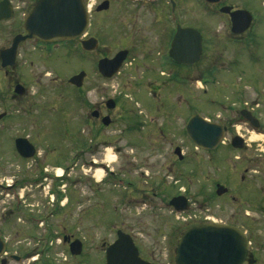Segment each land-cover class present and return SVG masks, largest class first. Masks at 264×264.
<instances>
[{
  "label": "rangeland",
  "instance_id": "rangeland-1",
  "mask_svg": "<svg viewBox=\"0 0 264 264\" xmlns=\"http://www.w3.org/2000/svg\"><path fill=\"white\" fill-rule=\"evenodd\" d=\"M189 2L187 3L190 4ZM242 2L244 3L243 0ZM188 4H182L179 8L186 12ZM248 7L255 14L256 26L251 37L245 39L247 51L236 52V55L230 50L221 56L219 63L216 62L211 67L210 59L215 52L212 47L201 63L189 71H183V74L193 73L192 78L196 76L202 78L203 75L209 77L204 78V81L196 79L189 80L186 85H176V96L169 97L168 100H165L163 95L152 94L149 84L144 83L143 78L148 80L147 78L159 72V67L155 63L147 66L140 63L137 69L134 68L135 65L132 69L128 67L111 81L98 76L96 69L98 60L105 58L102 57L104 54H110L112 51L114 53L121 47L123 14L114 16L111 39L108 37L110 29L104 23L99 33L100 37L97 36L98 29L92 28L87 32L88 37L93 35L100 38L99 47L97 40V50L93 52L83 49L77 43V54L56 55L46 60L49 66L43 61L42 56L34 55L35 64L30 73L34 105L32 134L35 139L54 138L50 141L42 139L37 141L40 154L61 147L63 163L65 166L71 165V168L65 171V180L60 183L64 198L61 200L62 210L60 209L59 213L48 215L49 218L44 224H36L34 228L21 221H11V218L2 225L7 232L5 235L10 245L9 251H18L22 257L26 251L32 252L34 256L31 258L54 264H74L75 256H72L67 246L61 244V235L64 232L82 237L87 252L99 255L96 246L105 239L114 238L116 232L122 230L136 238L135 242L142 247L147 256H155L157 264H175L174 250L177 249L179 239L186 228L213 220L234 223L237 217L238 222L249 228L250 237L255 241L260 240L259 238L264 240V236L261 234L258 236L249 226L251 220L242 213L243 208H235L232 203L218 207V202H206L204 198L213 189L217 176L221 182L238 188V184L228 176L230 173L235 175L240 168L246 167L244 162L243 167H240V163L235 159L234 154H238L237 150L225 147L226 145L213 152L198 149L194 147L185 131L188 118L194 114H201L212 122L225 124L228 118L238 115L237 109L243 102L258 101L263 108L264 0H252ZM109 15L112 16V12ZM111 40L118 47L113 49ZM140 56L141 52L138 51L137 59ZM209 68L211 70H208ZM55 71L60 80H53L56 76ZM80 71H85L87 75L83 86L76 90V139L73 122L74 88L68 84L67 79L71 74L75 72L78 74ZM45 73L53 75L46 76ZM11 81L10 76L3 74L0 77V113L5 109L9 113L11 111ZM115 97L125 99V104L118 105L115 111L117 124L105 129L101 135L111 140V144L107 146L114 148L118 160L109 164L106 171H101L103 173L99 177L97 174L99 169L96 171H91L90 167L82 169L84 166L81 158L79 159L78 149L87 143L95 146L90 126L84 124L90 116L88 114L98 103ZM134 109L145 113L140 117L142 119L140 128L136 127L131 134L125 131V126L127 122L130 124L132 118L134 119L130 113ZM3 121L9 122L10 118L6 117ZM8 124L5 125L8 129H4V134L1 133L3 129L0 130V135L11 136L12 130ZM1 125L0 122V127ZM92 126L95 127L94 124ZM240 131L244 132L243 128ZM253 134H248V142L255 141L256 145L261 143L264 146V135L257 136L259 135L257 133L255 135L261 139H256L253 138ZM226 137L230 139L231 136L226 134ZM175 147L182 149V154H185L183 160H178V156L174 154ZM90 155L98 162L106 154L104 152L102 156L98 152H86L84 157L88 159ZM240 155L244 157L246 154L244 152ZM8 157L5 160L0 159L4 168L11 163ZM56 160L58 161L57 158ZM20 168L11 166L10 170ZM4 170L0 172V178L11 180L13 176L7 172L8 169ZM152 190L157 193L154 197ZM185 190L189 197V206L184 212H176L168 202L172 195ZM23 194L26 200L21 206L24 207L23 212L11 213L10 210L17 206V197H14L15 194L12 192L1 191V214L9 218L25 217L30 211L35 215L44 214L49 210L57 211L51 204L54 202L55 206L58 196L52 194L49 189L24 191ZM29 203L35 205L29 206ZM239 210L241 213L236 215L235 212ZM251 214L258 218L260 227L264 226V209ZM16 231L20 234L17 235ZM32 234L36 236L33 238ZM46 247H49V250H46ZM16 264L34 263L22 260Z\"/></svg>",
  "mask_w": 264,
  "mask_h": 264
},
{
  "label": "flooded vegetation",
  "instance_id": "flooded-vegetation-1",
  "mask_svg": "<svg viewBox=\"0 0 264 264\" xmlns=\"http://www.w3.org/2000/svg\"><path fill=\"white\" fill-rule=\"evenodd\" d=\"M38 1L39 0H0V5L2 6V8H0V14L5 15L7 14L6 11L8 10H10L9 13L11 14L9 19L3 18L0 20V43H2L0 44V77L4 74V76H10L12 80L10 83L11 111L9 113L5 109L0 113L2 115V118L0 119V122L2 123L0 130L3 129V131L0 132L4 134V129H8V127H5L7 123L10 125L9 129L12 130L10 134L11 136L9 137L7 135H0V159L5 160L8 156H10L8 158L11 160V163L5 168L3 165L1 166L0 163V172L5 171L4 169H8L7 172L13 176L11 180H9V178H4L3 180L0 178V193L1 191H9L14 193V197H17V206L11 209L10 212L20 213L23 212L24 208L21 207L22 204L26 203L23 194L24 191H43L49 189L52 194H56L58 196V201L56 202L55 206L54 202L51 204V206L56 207L57 211L49 210L44 214L35 215L29 210V215L25 216L26 218L24 216L7 218L0 212V264H16L20 263L22 260H28L30 263L33 261L34 264H54L50 261L31 258L34 256V253L32 252L26 251L22 257L18 251H9L10 245L5 235L7 232L5 228H2V225L6 224V221L8 222V220L11 218V221H21L34 228L36 224H44V221L49 218L48 215H55L59 213L60 209L62 210L61 200L64 198V195L61 194L62 192L60 190V183H63L65 180V171L71 168V165L65 166V163H63L64 155L62 153L63 151L61 147L53 148L49 153L40 154L37 141L39 139L50 141L54 138L46 137L35 139L32 134L34 131V105L32 101L33 85L30 83L32 75H30V73H32L31 71L35 64V54L42 56L43 61H45L49 66V63L46 61L49 58H53L60 54H77V43L80 45V47H82L81 42L85 38H96L98 40L99 47L100 38L97 36H99L100 30L103 28V23L106 27H109L110 31H108V37L111 39V24L113 22L114 16H121L123 14L121 22L123 23L124 29L123 36H121V47L118 48L114 53H112V51V54L110 53L111 55L106 53L102 57L112 59L116 57L118 53L124 51L126 52L125 59L121 67H119V71L110 78H106L99 72V69H97L99 60L102 58L99 59L96 68L98 70V76L104 80L111 81L115 77L117 78V76L121 75L125 69H128V67L132 69V67L135 65L134 68L137 69L140 63L143 66L155 63L159 67V72H157L154 76L147 78L148 80L143 78L144 83L149 84V90L152 94H158V96L163 95L162 97H164L165 100H168L169 97L174 98L176 96V85H186L189 80L198 79L204 81V78L207 79V77H209L203 75L202 78H197V76L192 78L194 75L193 73L188 74V72H186L183 74V71H189L194 66L201 63L212 47L215 52H213L214 54L210 59L211 67L214 66L216 62L219 63L221 56L230 50H233L232 52H234V54H236V52L241 53V51H247L245 39L248 36L251 37L252 33L254 32L253 28L256 26L255 14L248 7L252 0H243L244 3L242 0H219L217 3L207 2L205 0H93V6L90 10L91 19L88 32L92 28L96 30L98 29L99 32L97 36L90 35L88 37V33L84 39L75 38L74 40L57 42H43L38 39H34L33 41H21L17 46L16 57L13 60V63L3 65V62H8V60L3 58L2 52L11 47L13 44L12 41L18 34H25L23 20H25V17L32 11ZM87 1L88 0H85V2ZM185 3L189 6L186 12L179 8V6L181 7L182 4ZM105 4L106 8L103 7ZM227 7L230 8L229 12L222 10L223 8L227 9ZM236 10H248L252 15L251 25L247 30H245L244 33L237 34L232 31L233 23L231 21L232 19L230 12H234ZM110 12H112V16L109 15ZM179 27L186 30L187 28L195 29L201 36L200 57L192 64L179 63L171 55L173 48L172 44ZM111 42L113 41L111 40ZM113 46V49L118 47L114 42ZM95 48L96 49L91 50L90 52L97 50V47ZM138 51L141 52V56L138 57V59L140 58L139 60L137 59ZM52 70L54 71V69ZM208 70H211V68ZM76 74L77 72L68 76L67 81L70 80L72 76H76ZM44 75L52 76L53 73H45ZM53 78L55 81L60 78V76L56 72V76ZM179 79L181 82H178ZM68 84L74 88L75 107L73 122L75 124L74 132L77 139V85L70 83V81H68ZM17 87L19 88L17 89ZM109 100H113L115 104L114 107H108ZM125 101V99L120 100L116 97L108 98L103 102L98 103L97 106L93 108L88 114L90 116L86 121H84V124L90 126V133L95 139V146L93 147L91 144L87 143L78 149L79 159L81 158V161H83L84 167L82 169L85 167H90L91 171H96L98 169L106 171L109 169V164L103 157H101L102 160L96 162V160L92 158L93 155H90V158L88 159H86L84 156L86 152H98L104 156V152L102 150H104L105 146L111 144V140H108V138H103L101 133H103L105 129L117 124V121L115 120V111L118 105L123 106ZM237 112L238 115H233L226 120L225 124H222L226 128V133L224 134V139L218 149L222 148L223 145H226L225 147L228 146L229 148L237 150L238 154H234V157L237 162L240 163V167H243L244 163H246V167L244 166L243 169L240 168V174L238 172L235 175L231 173L228 175L229 178L238 184V188L236 189L232 186L230 187L228 184L221 182L220 177L217 176L214 179L215 183L213 184V189H211L204 198H206V202H218V207H225L228 203H232L235 208H243L244 211L242 213H245L246 217L248 216L251 220L249 226L252 227L254 233H257L258 236L259 234L264 236V226L261 225L260 227L258 218L251 214V212L257 213L259 210L262 211V209H264V146L261 143L256 145L255 141H251V143H249V139L247 138L249 133H254L256 135L259 133L257 136L264 135V106L263 108L262 106L260 107L258 101L252 103L243 102V105L238 107ZM130 113L135 120L132 118V120L129 121L130 124L128 125L127 122L125 126V131H128L129 133L134 132L133 129L136 127L140 128L142 123V119L140 117H142L145 112L134 109L130 111ZM6 117L10 118L9 122L3 121L6 119ZM105 117L109 118L108 124H105L104 122ZM78 121L82 122V120ZM92 124H94L95 127H93ZM236 125H239L240 129L243 128L244 132H237V128L235 127ZM230 129H232V131H230ZM226 134L231 136L230 139L226 137ZM235 137H240L242 140V145L239 148L233 147V139ZM227 140L229 142H227ZM20 142L26 146L22 145ZM18 143L22 145L20 146L21 149H25L28 152H30V149L29 145L27 144L30 143L34 145L36 150L35 155L32 157L21 155L20 148L17 145ZM176 148L177 147H175L174 154L178 156V160H183V156L185 154H181L182 156L180 157L178 154H176ZM244 152L246 155L243 157L240 154ZM74 164L77 165V163ZM10 165L19 166L21 168L19 170H10ZM173 165H175V163H173ZM60 169L63 170L62 176L58 171ZM91 176L94 177L93 175ZM9 181H11V183H9ZM218 186L222 187L223 189L221 194L218 193ZM152 194L153 197L157 195L154 190H152ZM177 196H184V198L186 197L185 199H187L189 206V197L187 196L186 190L172 195L168 203H170V201ZM22 198L23 200H19ZM1 199L2 198L0 197V200ZM42 203H44V201H42ZM30 205L34 206L35 203H29V206ZM240 213V210L235 212L236 215H239ZM237 220H239V217H237ZM237 220L234 223H226L223 221L218 222L231 224L241 228L249 237L251 244L250 247L253 253L252 264H264V240L259 238L260 240L255 241L254 238L250 237L251 233L249 228L246 227L244 223L241 224ZM208 222L209 221H206V223ZM199 225L202 224H193L188 228ZM62 227L65 229V226L62 225ZM188 228L186 229L188 230ZM117 232L114 238L105 239L101 242V244H99V246H96V252H99V255H93L92 253L87 252L84 245L85 240L82 237H75L71 233L64 232L63 235H61V244L67 246L71 253V243L76 240L81 241V253L78 255H73L71 253L72 256H75L76 261L74 264H106L107 250L117 241L119 237ZM16 234H20L19 231H16ZM128 235L132 238L135 246L138 249L139 258L151 264L158 263L155 256H147L144 253L142 247L137 242H135L136 238L133 235ZM35 236V234H32L33 238ZM46 248V250H49V247Z\"/></svg>",
  "mask_w": 264,
  "mask_h": 264
},
{
  "label": "water",
  "instance_id": "water-1",
  "mask_svg": "<svg viewBox=\"0 0 264 264\" xmlns=\"http://www.w3.org/2000/svg\"><path fill=\"white\" fill-rule=\"evenodd\" d=\"M205 1L219 2V0ZM105 6L106 4L103 5L104 8H106ZM0 8H2L1 5ZM222 10L229 12L230 8ZM6 12L5 15L0 14V20L11 17L10 10ZM230 14L234 33H243L250 27L252 15L248 10H236ZM89 17L90 14L85 8L84 0H39L24 20L25 34H18L12 41L11 47L2 52L3 58L8 60V62H3V65L13 63L17 46L21 41L38 39L43 42H56L83 37L90 25ZM200 42L201 36L197 30L190 28L186 30L179 27L172 44L171 55L179 63L192 64L200 57ZM81 43L83 48L88 51L97 47L95 38L82 40ZM125 56L126 52L123 51L112 59L103 58L99 61L97 69L106 78L113 77L119 71ZM86 75L85 71H81L68 81L81 87ZM114 105L113 100L108 101L109 108ZM108 121L109 118L105 117V124H108ZM225 130L223 125L211 123L201 115H194L186 126L188 137L193 141L195 147L204 150L216 149L225 136ZM20 143L17 144L19 148L24 145ZM27 145H29L30 152L20 148L21 155L32 157L36 153L35 147L30 143ZM233 145L237 148L241 147V138L235 137ZM176 154L182 156L180 148L176 149ZM222 191V187H219L218 193L221 194ZM185 198L184 196L174 197L170 201V205L176 211H184L188 207ZM117 233L119 235L117 241L107 250L106 264H151L139 258L138 249L127 233L121 230ZM70 249L73 255L80 254L82 251L81 241L72 242ZM175 251V264H252L253 262L249 238L243 230L228 224L207 223V225L202 224L188 229L180 239Z\"/></svg>",
  "mask_w": 264,
  "mask_h": 264
},
{
  "label": "clouds",
  "instance_id": "clouds-1",
  "mask_svg": "<svg viewBox=\"0 0 264 264\" xmlns=\"http://www.w3.org/2000/svg\"><path fill=\"white\" fill-rule=\"evenodd\" d=\"M235 127L237 128V132H239L240 126L236 125ZM253 138L261 139V137H257L255 134H253ZM104 152L106 154L104 159L108 164H112L114 161L118 160V154L115 152L113 147H111V146L105 147ZM9 183H11V181H9Z\"/></svg>",
  "mask_w": 264,
  "mask_h": 264
},
{
  "label": "bare ground",
  "instance_id": "bare-ground-1",
  "mask_svg": "<svg viewBox=\"0 0 264 264\" xmlns=\"http://www.w3.org/2000/svg\"><path fill=\"white\" fill-rule=\"evenodd\" d=\"M101 171H102V169H101V170L99 169L98 172H97V174H98L99 177H100V176L102 175V173H103V172H101ZM61 172H62V171H61V169H60V170H59V174H60Z\"/></svg>",
  "mask_w": 264,
  "mask_h": 264
}]
</instances>
